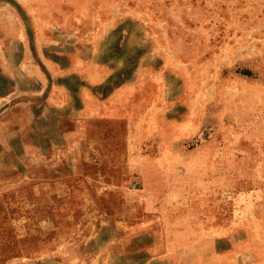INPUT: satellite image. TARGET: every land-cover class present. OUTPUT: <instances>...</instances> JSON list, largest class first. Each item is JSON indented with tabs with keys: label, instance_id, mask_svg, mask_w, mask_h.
I'll return each mask as SVG.
<instances>
[{
	"label": "rangeland",
	"instance_id": "rangeland-1",
	"mask_svg": "<svg viewBox=\"0 0 264 264\" xmlns=\"http://www.w3.org/2000/svg\"><path fill=\"white\" fill-rule=\"evenodd\" d=\"M0 264H264V0H0Z\"/></svg>",
	"mask_w": 264,
	"mask_h": 264
}]
</instances>
